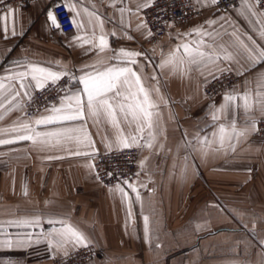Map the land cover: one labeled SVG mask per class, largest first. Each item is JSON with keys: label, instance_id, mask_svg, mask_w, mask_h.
<instances>
[{"label": "crops", "instance_id": "crops-1", "mask_svg": "<svg viewBox=\"0 0 264 264\" xmlns=\"http://www.w3.org/2000/svg\"><path fill=\"white\" fill-rule=\"evenodd\" d=\"M51 1L37 0L25 7H12L16 9L17 35L9 34L5 40L0 34V77L7 76L17 62L21 65L35 62L78 76L86 64L96 63L102 70L104 65L97 63L99 60L112 63L108 61L111 50L99 55L86 54L87 45L75 46V36L90 35L88 16L82 12L87 7L105 18L106 32L116 31V37L109 36L110 49L123 47L146 52L151 57V63L142 69V81L146 87L155 86L156 81L151 79L155 75L161 81L160 95L164 97L159 102L156 139L151 150L135 148L139 152V175L130 181L139 188L142 199L136 201L135 194L125 189L132 197L131 214L126 199L115 190L116 185L104 187L95 179L96 169L87 167L94 162L88 157L67 155L59 148L40 151L27 141L0 146V240L7 236L23 238L30 232L39 235L42 229L52 230L48 219H67L90 238V246L101 250L98 258L89 264H264V244L260 243L264 240V138L254 132L247 138L242 137L235 144V151L226 145L216 152L213 149L218 145L211 141L217 138H212L211 133L227 121L222 118L214 124L209 113L210 109H219L226 92L234 90L239 96L248 93L253 105L251 113H245L242 107L234 110L238 128L245 126L243 121L249 114L255 115L257 122L264 120L259 113V93L264 92V83L256 79L264 74V63L245 65V74L238 76V85L216 99L203 94V87L213 80L211 74L221 76L215 67L204 69L203 76L193 72L190 77L156 67L170 52H175L176 45L198 39L194 35L177 39V33L192 32L209 19L223 22L226 18L246 43L250 44L247 36H252L264 46L256 18L250 17L245 9L246 0H241L240 6L228 14H218L213 11L214 5H198L193 0L204 10L203 16L174 25L156 43L135 30L146 10L137 11V4L145 0H123V3L121 0H74L82 12L79 19L84 21V30L74 28L69 34L50 30L47 13ZM247 3L255 4L252 0ZM125 4L135 15L125 12L123 32L133 36V40L123 38L119 26L121 17L117 9ZM255 10L260 11L257 6ZM96 32L99 35L98 27ZM178 55H183L182 49ZM139 59L143 63V57ZM217 63L220 67H236L225 61ZM80 87L75 84L73 90ZM19 115L5 113L0 128L13 126ZM121 127L127 135V125L122 122ZM86 129L98 153L120 151L107 148L114 141L116 130L103 116L98 123L89 118ZM197 135L201 140L205 135L210 137L211 148L206 158L199 150L184 146L185 141H192ZM49 155L64 158L48 160ZM142 184L146 187H141ZM35 215L41 217V227L9 224ZM144 216L149 217L147 226ZM69 251H72L70 246ZM52 255L60 258L56 253ZM53 260L44 240L11 249L0 246V264H49Z\"/></svg>", "mask_w": 264, "mask_h": 264}, {"label": "snow or ice", "instance_id": "snow-or-ice-1", "mask_svg": "<svg viewBox=\"0 0 264 264\" xmlns=\"http://www.w3.org/2000/svg\"><path fill=\"white\" fill-rule=\"evenodd\" d=\"M121 2L123 3V0ZM218 2L219 0H196L198 5H216ZM153 3L154 0H145V2L137 4V11L147 9ZM259 4H264V0H255V4H249L246 0L245 9L250 17L256 18L255 23L258 25L259 37L264 41V12L255 10V6ZM60 7L66 8L68 13L72 14L70 23L78 31L84 30V21L79 19L82 12L88 16L90 35L75 36L77 42L75 46L84 48L87 45L86 54L96 52L99 55L111 50L112 55L108 57V61L112 63H106L103 59L99 60L97 63L104 65L102 70L96 67V63L86 64L79 70L82 74L76 76L68 71H54L50 67L41 66L35 62H28L24 65L17 62L15 68L8 70L7 76L0 77V110H2L0 111V122L5 119V113H20L13 126L0 128V146L27 141L33 148L40 151L59 148L67 155L84 156L89 160H95L98 149L95 148V143L87 131L86 125L89 118L98 123L103 116L116 130L114 141L107 144L108 150L153 149L156 139L154 129L160 116L159 102L164 101V97L160 95L161 81L155 75L151 77L156 81L155 86L146 87L142 81V69L151 63V57L146 52L128 50L123 47L119 50L110 49L109 36L116 37V31L106 32L105 18L98 15L96 11H89L87 7H83L81 12L74 0H65L57 10ZM117 10L121 17L119 26L123 32L126 26L125 12L132 15L135 13H132L131 8L126 4ZM93 18L95 24H93ZM47 19L51 27L62 30V24L55 11H49ZM16 20V9L7 6L6 0H0V34L5 40L8 39L9 34L13 37L17 35ZM168 23V21L161 20V24L167 25ZM97 27L99 35L96 32ZM135 30L149 38L153 36V32L143 18L137 23ZM193 35L198 39L176 45L175 52H170L166 58L162 59L157 64V69L161 71L168 69L172 74L179 72L182 76L190 77L193 72L203 76L204 69L215 67L216 72L221 76L225 72L233 71L237 76H243L245 65L253 67L264 63V46L245 33L250 44L246 43L238 30L226 18L223 22L216 19L206 20L203 25L194 28L192 32L177 33V39ZM123 38L134 39L127 32H123ZM181 49L183 55H178ZM141 57H143V63L139 59ZM218 61L234 63L236 67L235 69L220 67ZM211 75L212 79L219 78L215 74ZM65 77L76 81L82 87L71 89L67 80H64ZM256 79L264 83V74ZM62 80H64L63 84L60 83ZM207 82V78H205V83ZM50 86H59L60 88L61 96L58 103H46L41 109L29 112L28 109L35 104L37 99L31 90L36 89L46 94ZM259 96V113L264 116V92L259 93ZM222 99L223 103L219 109H210L209 113L214 124L222 118L227 123H220L218 131L211 133L212 138H217L213 139L211 143L218 145L213 149L216 152L223 150L226 145L235 151V144L242 137L247 138L249 134L259 131L257 118L252 114L246 115L243 121L245 126L238 128L234 110L242 107L245 113L252 112L253 105L249 94L245 93L243 96H239L232 90L226 92ZM238 101H243V103H238ZM230 116L231 119H229ZM75 122H80L79 126H70ZM122 122L128 127L127 135L125 129L121 127ZM49 126L58 127L51 128ZM42 127L48 130H41ZM133 127L134 132L132 131ZM146 131L147 137H145ZM141 141L144 142L141 143ZM211 143L208 135H205L203 140L197 135L194 140L185 141L184 146L192 148L193 151L199 150L206 158ZM72 145L75 148L70 147ZM63 158L61 155L46 157L48 160ZM144 163L145 161L142 160L141 165ZM87 167L92 170L95 165L89 163ZM133 175L138 176L139 173ZM99 178L97 173L95 179ZM141 187L146 186L142 184ZM126 188L135 194L136 201H141L142 198L139 188L127 176H124L115 186V190L126 199L128 211L131 214L132 197L125 191ZM24 194L27 195L26 188ZM143 219L147 226L149 217L144 216ZM9 224L17 227L36 228L41 227L42 220L39 215H35L32 218L10 221ZM47 224L53 226L51 231L42 229L39 235L30 232L26 233L23 238L7 236L0 240V246L11 249L23 247L25 244L31 246L33 243L38 244L44 240L48 244L50 256L55 259L52 253H56L60 256L58 264H63L64 259H70L72 253L78 249H87L92 244L90 238L69 223L67 219L50 218L47 220ZM260 243L264 244V240H261ZM69 246L72 249L71 252Z\"/></svg>", "mask_w": 264, "mask_h": 264}, {"label": "built area", "instance_id": "built-area-1", "mask_svg": "<svg viewBox=\"0 0 264 264\" xmlns=\"http://www.w3.org/2000/svg\"><path fill=\"white\" fill-rule=\"evenodd\" d=\"M37 0H6L7 6L25 7L33 4ZM255 3V0H252ZM65 0H52L49 4V11H55L59 22L62 24V30H57L50 26L52 32H61L62 34H69L73 32L74 26L70 23L71 14L66 8L58 6L63 4ZM241 0H219L214 5L213 11L218 14H228L240 6ZM257 8L264 12V4L256 5ZM204 10L198 8L193 0H155L154 3L143 12L144 20L148 23L153 36L150 38L152 43L158 42L162 39L174 25L191 22L202 17ZM161 20L168 21L167 25L161 24ZM13 65V64H10ZM78 76L77 73H71ZM68 86L73 89L74 85L78 84L76 81L65 77ZM64 80L60 83L63 84ZM239 83V78L233 73H225L219 76L218 79L211 80L203 87V94L206 98L216 99L224 92L235 88ZM37 97L35 104L28 109L29 112H35L41 109L46 103H58L61 92L59 86H50L46 94L39 90L34 93ZM46 95V99H45ZM259 131L256 132L258 137L264 138V120L257 122ZM138 157L137 149H125L122 151L111 153H98L95 160L96 174H99V182L104 187H111L118 184V182L127 176L130 180L134 177L133 174L138 173ZM110 173V174H106ZM121 174V175H117ZM101 250L95 246H89L87 249H79L72 253L70 259H64L63 264H89L94 262ZM60 258L54 259L49 264H58Z\"/></svg>", "mask_w": 264, "mask_h": 264}]
</instances>
